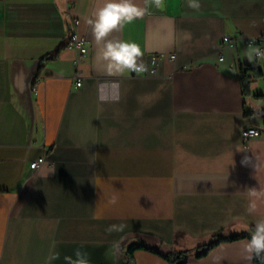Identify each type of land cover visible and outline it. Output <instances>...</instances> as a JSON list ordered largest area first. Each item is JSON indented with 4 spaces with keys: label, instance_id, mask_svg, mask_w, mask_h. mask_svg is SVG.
I'll return each mask as SVG.
<instances>
[{
    "label": "crops",
    "instance_id": "0c3cea01",
    "mask_svg": "<svg viewBox=\"0 0 264 264\" xmlns=\"http://www.w3.org/2000/svg\"><path fill=\"white\" fill-rule=\"evenodd\" d=\"M106 2L0 0V264H69L77 249L89 264H127L132 244L190 251L187 264H254L245 246L264 220V77L243 80L240 68L264 73V58L244 55L264 35V0L198 10L132 0L143 16L107 39L138 43L148 69L163 57L154 75L122 76L96 60L88 21ZM76 30L89 47L78 65L67 48ZM249 128L261 137L244 142ZM244 233L197 257L216 235ZM134 259L169 264L145 250Z\"/></svg>",
    "mask_w": 264,
    "mask_h": 264
},
{
    "label": "clouds",
    "instance_id": "9594fccd",
    "mask_svg": "<svg viewBox=\"0 0 264 264\" xmlns=\"http://www.w3.org/2000/svg\"><path fill=\"white\" fill-rule=\"evenodd\" d=\"M153 3L161 8L164 6V0H153ZM187 7L198 10L201 7L200 0H188ZM143 14V10L137 7L132 0H119V2L108 0L103 7L95 12V18L88 21L92 36L99 46L96 60L104 74L122 76L127 71L140 75L148 71V67L143 61L144 52L138 43L127 42L123 39H107L110 33L122 30L126 23L131 24L141 18ZM244 55L249 62H252L255 58H264V50L250 43ZM251 194L256 195L255 189L251 190ZM256 207L257 204L253 201L249 205V210L254 211ZM122 228L123 225L119 228L113 225L109 227L108 231L122 230ZM245 251L248 253L246 258L249 260L264 255V220L255 224ZM75 257V261H72L71 257H65V259L69 261V264H89L87 253L77 249ZM58 258V254L48 257L49 261Z\"/></svg>",
    "mask_w": 264,
    "mask_h": 264
},
{
    "label": "trees",
    "instance_id": "16d2710c",
    "mask_svg": "<svg viewBox=\"0 0 264 264\" xmlns=\"http://www.w3.org/2000/svg\"><path fill=\"white\" fill-rule=\"evenodd\" d=\"M240 74L241 78L243 80L248 79H258L263 78L264 73L262 70H260L257 66L255 67H241L240 68ZM257 98L264 100V94L258 95ZM247 237V234H239V235H232V236H224L223 234H218L215 236V238L198 248L197 251V257L202 258L209 254L215 247L218 245L224 243V242H230L239 240L242 238ZM138 250H145L152 253H155L165 259L169 264H187L190 256V251H183V252H169V253H163L158 250L152 249L147 247L146 245L141 244H132L127 249V257L129 259L127 264H136L134 259V253ZM254 264H264V255H261L260 257H254Z\"/></svg>",
    "mask_w": 264,
    "mask_h": 264
},
{
    "label": "built area",
    "instance_id": "2783aa9c",
    "mask_svg": "<svg viewBox=\"0 0 264 264\" xmlns=\"http://www.w3.org/2000/svg\"><path fill=\"white\" fill-rule=\"evenodd\" d=\"M75 24H76V26H78L79 22L77 21ZM250 43H253L255 46L259 47L261 50H264V35L258 36V37L253 38V39H249L247 41V45H249ZM223 46L232 48L234 46V42L231 38L225 37L223 39ZM67 48L74 50V51L79 53V58L75 62L77 65L80 63V60H82L84 57H86L89 54V47H88L87 38L85 36L81 35L78 30H76L73 33V35L70 37V39L67 43ZM162 57H163L162 55L161 56H154L152 58L154 68L148 69V71L146 73H143V75H154L156 73L155 66ZM173 57L175 58V56H172L171 59H173ZM221 60H224V58L221 57ZM131 74L137 75L135 73H131ZM82 85H83L82 77L78 75L77 81H76V86L78 88H80ZM242 136H243L244 142H248L249 140H251L253 138L261 137V132L256 128H249V129H245L243 131ZM45 160L46 159L44 157L40 158L39 160H37L36 162H34L31 165V168L33 170L39 168L43 163H45Z\"/></svg>",
    "mask_w": 264,
    "mask_h": 264
},
{
    "label": "rangeland",
    "instance_id": "374dc122",
    "mask_svg": "<svg viewBox=\"0 0 264 264\" xmlns=\"http://www.w3.org/2000/svg\"><path fill=\"white\" fill-rule=\"evenodd\" d=\"M254 86V84L250 83L249 81L245 82V87L247 89V101L250 103V99L253 97L252 94L250 93V90H252V87ZM258 107L257 109H260V111L264 112V101L258 102ZM247 110H249L250 112H252V107L249 104Z\"/></svg>",
    "mask_w": 264,
    "mask_h": 264
}]
</instances>
